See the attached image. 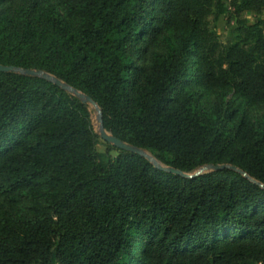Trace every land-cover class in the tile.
<instances>
[{"label": "trees", "instance_id": "trees-1", "mask_svg": "<svg viewBox=\"0 0 264 264\" xmlns=\"http://www.w3.org/2000/svg\"><path fill=\"white\" fill-rule=\"evenodd\" d=\"M264 0H0V264H264ZM254 16L250 21L245 15ZM227 16L235 40L211 28ZM260 184H259V183Z\"/></svg>", "mask_w": 264, "mask_h": 264}, {"label": "water", "instance_id": "water-1", "mask_svg": "<svg viewBox=\"0 0 264 264\" xmlns=\"http://www.w3.org/2000/svg\"><path fill=\"white\" fill-rule=\"evenodd\" d=\"M0 71L15 72V73H20V74L29 75V76H37V77L46 79V80L56 84L57 86L61 87L62 89L68 91L72 95L79 97L82 102L88 104L89 106H92L96 110L97 122L99 124L98 125V134H99V137L103 141L113 145L116 148L126 150V151H130V152H133V153H136L138 155L145 157L148 161H150L154 165V167H156L160 170L171 172L173 174L179 175V176L184 177V178H193V177H196V176L201 175L203 173L221 170V169L226 168V169H231V170H234L236 172H239L242 175H244L245 177L249 178L250 180L255 181L254 179L250 178L244 171H242L238 167L231 165V164H226V163L205 164V165L200 166L199 168H197L193 172H184V171H181V170L173 168V167L164 166L162 163H160L154 156H152L146 150L138 148L134 145H130V144L122 141L121 139L117 138L116 136L112 135L108 131H106L103 127L102 113H101V109L98 106V104L93 99H91L88 95H86L83 92L79 91L78 89L70 86L69 84L60 80L56 76H54V75H52L46 71L40 70V69L21 68V67H16V66H12V65H2V64H0ZM260 185L262 187H264V185H262V184H260Z\"/></svg>", "mask_w": 264, "mask_h": 264}, {"label": "rangeland", "instance_id": "rangeland-1", "mask_svg": "<svg viewBox=\"0 0 264 264\" xmlns=\"http://www.w3.org/2000/svg\"><path fill=\"white\" fill-rule=\"evenodd\" d=\"M226 3H230L234 0H224ZM245 15L250 21L254 20V16L250 14H242ZM261 16L264 17V9L261 12ZM211 28L214 30V32L218 35L221 42L226 41H234L235 40V31L233 30V27L231 23L227 22V16H221L217 22L211 23ZM90 114H91V122L94 130L98 133V122H97V112L92 107L89 106ZM246 111L249 114V116L253 119L260 118L261 115L264 113V105L259 104L257 106H246ZM104 141L100 138V143L97 145L98 150L104 149Z\"/></svg>", "mask_w": 264, "mask_h": 264}]
</instances>
